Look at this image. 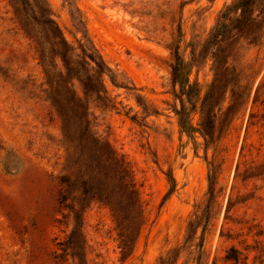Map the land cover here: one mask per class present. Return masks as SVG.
<instances>
[{"label":"rangeland","instance_id":"rangeland-1","mask_svg":"<svg viewBox=\"0 0 264 264\" xmlns=\"http://www.w3.org/2000/svg\"><path fill=\"white\" fill-rule=\"evenodd\" d=\"M233 1L0 0V264H78L79 258L159 264L171 249L179 254L172 264H264V20L256 39L233 30L215 42L214 29ZM36 4L50 10L69 42L89 40L112 70L104 77L112 101L91 95L86 104L92 133L129 162L142 201L144 223L129 256L106 205L75 191L65 204L78 211L76 219L59 201L57 177L68 150L69 165L82 164L81 134L75 124L64 135L40 92L41 68L19 24L22 15L28 32L47 35L34 17L43 19ZM255 9L264 10V0ZM177 44L201 90L190 116L195 126L203 98L223 73L212 92L213 139L179 125ZM212 162L216 198L205 213ZM196 215L202 218L194 223ZM74 225L80 248L65 251ZM233 247L239 260L228 258Z\"/></svg>","mask_w":264,"mask_h":264},{"label":"trees","instance_id":"trees-1","mask_svg":"<svg viewBox=\"0 0 264 264\" xmlns=\"http://www.w3.org/2000/svg\"><path fill=\"white\" fill-rule=\"evenodd\" d=\"M34 1L38 3L37 0ZM262 2L263 0H234L219 18L212 34L214 41L224 40L233 30L239 33L247 32L253 39L258 38L257 29L263 25L264 10L255 13V6L257 7ZM36 6L43 19L34 17L46 29L47 35L41 38L35 33L28 32L27 23L22 15L19 18V24L22 25L21 29L30 39L35 59L41 68L40 92L60 117L64 135L67 136L66 132L70 131L75 124H77L75 129L79 130V134H81L79 144L81 146L82 164L78 169L76 168V161L69 165L71 153L68 150L63 166L64 173L57 177V182L60 185L59 201L74 212L76 219L79 218L78 211L73 205L65 204L75 191L79 192L83 199L98 201L106 205L111 210L117 224L122 254L129 256L132 253L134 237L140 233L144 223L142 201L129 162L109 142L92 133L89 109L86 104V98L91 95L102 101H112L106 96L107 90L104 84V77L110 75L112 70L89 40L78 39L76 40L78 45L75 46L64 36L51 17L50 10L39 6V4ZM17 14L20 16L22 12L16 10ZM173 54V80L179 84L181 94V108L176 111L179 125L182 131L189 135L199 132L206 141L207 137L213 139L216 114L212 113L211 110L212 92L217 86H220L223 73H218L203 98L201 102L202 119L199 126H195L190 116L197 108L196 104L201 90L198 84L190 81L189 65L180 55L178 44L174 47ZM75 81L79 82L82 87L83 95L77 91ZM186 102L190 104V107H187ZM69 124L71 125L69 126ZM210 165L212 168H210L209 174V197L206 211L203 210L205 213L210 211L216 198L217 171L213 162ZM169 182L168 194H172L176 188L173 174L169 175ZM199 218L202 217L196 215L194 223ZM207 223L208 220L203 224L202 233H204ZM80 234L77 226L74 225L65 241V251L70 248H80L78 241ZM198 247L199 250L203 248L202 238ZM175 254V249L169 250L166 255L160 258L159 264L176 263L179 254L177 256ZM71 255L75 257V254ZM174 256L175 261H173ZM228 258L239 260L238 250L234 247L231 248ZM84 262L86 264V261L79 258L78 264H84Z\"/></svg>","mask_w":264,"mask_h":264}]
</instances>
